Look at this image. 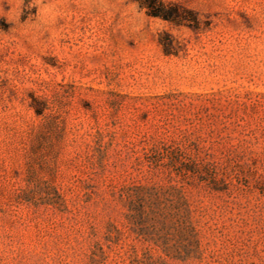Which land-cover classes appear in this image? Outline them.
<instances>
[{
  "label": "rangeland",
  "instance_id": "1",
  "mask_svg": "<svg viewBox=\"0 0 264 264\" xmlns=\"http://www.w3.org/2000/svg\"><path fill=\"white\" fill-rule=\"evenodd\" d=\"M161 1L0 0V264H264V0Z\"/></svg>",
  "mask_w": 264,
  "mask_h": 264
},
{
  "label": "trees",
  "instance_id": "2",
  "mask_svg": "<svg viewBox=\"0 0 264 264\" xmlns=\"http://www.w3.org/2000/svg\"><path fill=\"white\" fill-rule=\"evenodd\" d=\"M140 9H143L147 16L152 18H158L166 21L175 26L184 25V23L189 22L196 25V18H187L182 15L180 8L174 4H167L161 0H135ZM187 13V12H186ZM160 45L163 48L165 55H170L173 50L172 40L168 39L167 42H162L159 40ZM142 234V231L140 232Z\"/></svg>",
  "mask_w": 264,
  "mask_h": 264
}]
</instances>
